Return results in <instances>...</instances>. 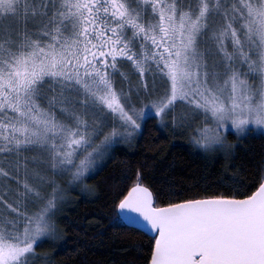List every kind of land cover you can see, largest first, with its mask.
<instances>
[{"label": "snow or ice", "instance_id": "6c2138e0", "mask_svg": "<svg viewBox=\"0 0 264 264\" xmlns=\"http://www.w3.org/2000/svg\"><path fill=\"white\" fill-rule=\"evenodd\" d=\"M146 109L206 153L264 128V0H0V264L60 239L66 192ZM141 180L110 224L148 236L144 264H264V169L190 193Z\"/></svg>", "mask_w": 264, "mask_h": 264}, {"label": "trees", "instance_id": "16d2710c", "mask_svg": "<svg viewBox=\"0 0 264 264\" xmlns=\"http://www.w3.org/2000/svg\"><path fill=\"white\" fill-rule=\"evenodd\" d=\"M226 143L233 145L229 155L206 153L192 146L188 132L173 130L154 117L144 119L141 133L116 145L98 174L86 181L87 191L66 192L57 213L60 239L36 248L35 264H144L149 238L110 224L113 197L137 171L142 183L162 191L171 186L190 193L217 185L226 176L249 183L264 169V133L230 132Z\"/></svg>", "mask_w": 264, "mask_h": 264}, {"label": "rangeland", "instance_id": "374dc122", "mask_svg": "<svg viewBox=\"0 0 264 264\" xmlns=\"http://www.w3.org/2000/svg\"><path fill=\"white\" fill-rule=\"evenodd\" d=\"M131 79H132L133 82H135L136 77L133 76V77H131ZM151 83H152V81H151V79H149V85H150V86H151ZM116 86H117L118 88L120 87V80H119V77H118V76L116 77ZM124 89H125V91L128 90V81H125V82H124ZM148 117H154V118H156L157 121L159 122V120H158V118L156 117L154 111H148V110L146 109L145 116L142 118V120L144 121V119H146V118H148ZM159 123H160V122H159ZM168 123H170V122H169L168 120H165V122H164L163 125H167ZM160 124H161V123H160ZM170 125H171V124H170ZM246 131H247V130H246ZM246 131H245V132H246ZM254 131H255V132H259V133H264V128H259V127H257V128H255ZM245 132H243V133H245ZM231 133L237 135V134L235 133L234 130H232ZM243 133H240L239 135H241V134H243ZM239 135H237V136H239ZM122 143H123V142H122ZM200 150H201V149H200Z\"/></svg>", "mask_w": 264, "mask_h": 264}]
</instances>
